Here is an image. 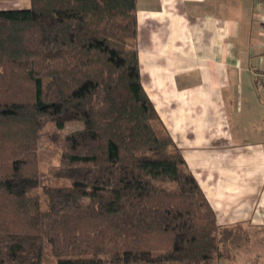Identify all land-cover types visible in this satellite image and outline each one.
I'll return each instance as SVG.
<instances>
[{"label":"trees","instance_id":"obj_1","mask_svg":"<svg viewBox=\"0 0 264 264\" xmlns=\"http://www.w3.org/2000/svg\"><path fill=\"white\" fill-rule=\"evenodd\" d=\"M137 40L138 0L0 8V264H218L233 241L158 133Z\"/></svg>","mask_w":264,"mask_h":264},{"label":"crops","instance_id":"obj_2","mask_svg":"<svg viewBox=\"0 0 264 264\" xmlns=\"http://www.w3.org/2000/svg\"><path fill=\"white\" fill-rule=\"evenodd\" d=\"M20 5L0 0V8ZM148 26L171 83L168 130L219 226L247 241L218 264H264V126L254 118L259 107L264 119V0H138V39ZM191 69L199 73L184 75L182 87L177 74Z\"/></svg>","mask_w":264,"mask_h":264},{"label":"rangeland","instance_id":"obj_3","mask_svg":"<svg viewBox=\"0 0 264 264\" xmlns=\"http://www.w3.org/2000/svg\"><path fill=\"white\" fill-rule=\"evenodd\" d=\"M16 3V2H14ZM30 4V0H21L20 7H27ZM149 25V24H148ZM151 30L146 28L145 29V35H140V39L137 40V47L139 49V52L144 53V62L145 64L141 65V73H142V79L144 86L149 94L151 99L155 101L157 104V107L159 109L160 114V120L156 122L157 129L159 130V134H163L162 132L170 134L168 127H167V115H168V104L169 100L171 99L170 95V89L169 85L171 86V83L166 81V79L162 80L161 75L164 73L167 68L164 64L160 65L159 60H157V56H155V53L160 49H154L153 46H155L154 41L151 39L149 40V32ZM147 34V35H146ZM144 37V38H143ZM151 37V35H150ZM147 38V39H145ZM161 72V73H159ZM163 72V73H162ZM198 70H183L177 74V77L179 79V85L182 87L185 86V81L182 78L184 75H195L198 74ZM161 79V80H160ZM187 84H198L194 82H189ZM178 85V84H177ZM263 108L256 107V114H254V118L257 121L255 123V128L260 129L262 126H264V119H263ZM252 116V115H251ZM232 119V118H231ZM236 127L239 128L240 126L238 123H235ZM84 127L83 121L79 120H71L69 119L66 124L65 128L60 130L61 135H65L66 133H69L73 130L81 129ZM52 125H48L47 129H53ZM233 129V128H232ZM244 130V128H243ZM235 135H237L238 131L235 129L233 131ZM250 134L252 137H256L260 133L258 131H250ZM249 134V135H250ZM171 135V134H170ZM173 138V137H172ZM175 141V139H174ZM176 146L183 151V147L181 144H179L177 141H175ZM62 154V146L59 142H53L52 139L48 134H45L41 137L38 145V160H39V168L41 171L46 173L51 166L58 165L60 162ZM60 183H70L69 180L61 179L58 181ZM237 234V233H236ZM233 238V237H232ZM247 241L245 236L243 235V239H234L233 241H228L226 244V248L224 249L225 254L232 253L236 250L237 247H246ZM230 251V252H229Z\"/></svg>","mask_w":264,"mask_h":264},{"label":"built area","instance_id":"obj_4","mask_svg":"<svg viewBox=\"0 0 264 264\" xmlns=\"http://www.w3.org/2000/svg\"><path fill=\"white\" fill-rule=\"evenodd\" d=\"M263 2V0H259V3H262ZM261 77L259 76L258 78H257V83L259 84V85H262V83L260 82L261 81ZM260 80V81H259Z\"/></svg>","mask_w":264,"mask_h":264}]
</instances>
